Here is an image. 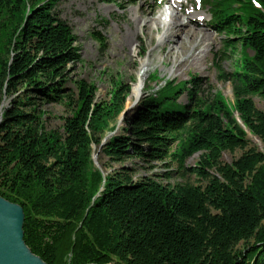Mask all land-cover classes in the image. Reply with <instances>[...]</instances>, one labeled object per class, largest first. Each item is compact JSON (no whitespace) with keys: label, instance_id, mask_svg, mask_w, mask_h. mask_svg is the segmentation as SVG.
<instances>
[{"label":"trees","instance_id":"1","mask_svg":"<svg viewBox=\"0 0 264 264\" xmlns=\"http://www.w3.org/2000/svg\"><path fill=\"white\" fill-rule=\"evenodd\" d=\"M58 1L0 0V196L23 207L31 252L47 264H264V110L252 98H264V0H201L224 35L223 53L236 54L229 72L217 66L232 83L233 105L220 92L205 98L195 76L167 80L102 146L129 88L116 81L97 101L84 79L68 85L79 49ZM47 102L69 109L62 132L45 130L37 106ZM93 145L103 169L100 155L168 160L200 182L104 174ZM235 149L244 150L221 160Z\"/></svg>","mask_w":264,"mask_h":264},{"label":"rangeland","instance_id":"2","mask_svg":"<svg viewBox=\"0 0 264 264\" xmlns=\"http://www.w3.org/2000/svg\"><path fill=\"white\" fill-rule=\"evenodd\" d=\"M175 3V6L171 7L169 0L58 1L56 12L77 35L75 45L79 49V59L67 65L70 78L68 85L74 87V80L84 79L96 87L95 99L97 101L108 95L116 81H120L129 88L125 109L120 114L114 131L105 133L106 140L110 136L120 133L125 125L124 118L133 113L137 104L146 94H152L167 80L178 83L188 81L192 76H195L201 81L205 98L211 99L217 92H220L229 105L234 104L232 83L218 77L217 66L225 72H229L236 54L223 53L222 39H224V35L209 25L210 11L208 7L203 6L197 0H182ZM153 9L157 11L150 13L149 11ZM171 12L177 15V21L167 33H172L174 36L171 40L165 39L164 43L160 45L158 38L165 29H162L161 26L154 28L151 20L152 17L159 15L162 21H167V13ZM188 18L191 20L189 25L194 34L185 35L181 32L185 43L181 47L172 49L177 46L175 42L178 37L177 32L180 33V28L189 26L186 23ZM134 19L140 20L139 26L135 34L123 43L121 37L123 32L136 29ZM93 35L102 37L104 44L101 46L93 38ZM247 52L250 53V51ZM144 61L146 64L144 65L145 72L140 95L135 100L129 99L132 84L137 81L138 72ZM152 74H156L158 78L153 80ZM74 92L76 93L75 90ZM252 98L256 107L264 110V98L257 95ZM8 100L7 97L3 99V107L7 105ZM186 100L185 94H182L177 101L179 104H184ZM37 107L44 111L42 120L45 130L62 132L63 117L70 114L69 109L52 102L42 103ZM247 137L250 144L263 149L260 139L248 131ZM94 147L96 148V154L93 152L94 166L102 170L104 174L120 170L128 173L132 180L150 176L158 178L170 186L200 182L193 175L181 174L176 164L168 160H150L133 156L115 161L100 155L101 163L106 165L103 169L97 160L99 147L93 145V151ZM243 150L225 151L221 160L231 162L240 156ZM199 154L195 153L190 156L185 165L187 167L194 165ZM68 254L65 257L66 260H68Z\"/></svg>","mask_w":264,"mask_h":264},{"label":"water","instance_id":"3","mask_svg":"<svg viewBox=\"0 0 264 264\" xmlns=\"http://www.w3.org/2000/svg\"><path fill=\"white\" fill-rule=\"evenodd\" d=\"M23 222V207L0 196V264H47L25 244Z\"/></svg>","mask_w":264,"mask_h":264},{"label":"bare ground","instance_id":"4","mask_svg":"<svg viewBox=\"0 0 264 264\" xmlns=\"http://www.w3.org/2000/svg\"><path fill=\"white\" fill-rule=\"evenodd\" d=\"M173 1L174 0H169V2L171 3V7L172 6H175V4H176L175 2L177 0H175L174 1V4H172ZM156 11L157 10H154L153 9V10H150L149 12L150 13H155ZM159 12L161 14H163L162 11L159 10ZM167 16H168V20L167 21H164V20L162 21L160 19V16L159 15L158 16H155V17H152V20H151V23L153 24L154 28H159L161 26L162 29H165L164 33H162V35H160V37L158 38V42H159L160 45H162L164 43L165 39H170L171 40L172 37L174 36V34H172V33L168 34L167 31L172 27L173 24H175V21H177V15H175L173 12H171V13H167ZM190 21L191 20L188 18V20L186 22L187 25L190 24ZM134 22L136 24V29L135 30L129 29L130 31L127 30L126 32H123V34L121 36L122 39H123V43L127 42L129 40V38L135 34V32H136V30H137V28L139 26L138 24H139L140 20H138V19L135 20L134 19ZM191 30L192 29H191V26L190 25L188 27H182V28H180V33L177 32L178 37L175 40L177 46L176 47L175 46L172 47V49H175L177 47H181L185 43V38L182 35L183 34H185V35H187V34H194V32H192ZM181 32H183V34ZM145 64H146V62L144 61L143 64H142V66H141L140 71L138 72V77H137L138 79H137V81L132 84L131 91H130L131 93H130L129 99L135 100L140 95V92H141V89H142V83H143V76H144V72H145V70H144V65ZM95 150H96V148L94 147V154H96V151Z\"/></svg>","mask_w":264,"mask_h":264}]
</instances>
